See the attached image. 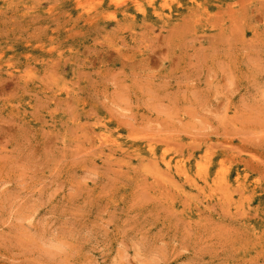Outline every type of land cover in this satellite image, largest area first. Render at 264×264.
<instances>
[{"label": "rangeland", "instance_id": "obj_1", "mask_svg": "<svg viewBox=\"0 0 264 264\" xmlns=\"http://www.w3.org/2000/svg\"><path fill=\"white\" fill-rule=\"evenodd\" d=\"M0 264H264V0H0Z\"/></svg>", "mask_w": 264, "mask_h": 264}, {"label": "bare ground", "instance_id": "obj_2", "mask_svg": "<svg viewBox=\"0 0 264 264\" xmlns=\"http://www.w3.org/2000/svg\"><path fill=\"white\" fill-rule=\"evenodd\" d=\"M90 151V150H89ZM83 154V153H82Z\"/></svg>", "mask_w": 264, "mask_h": 264}]
</instances>
